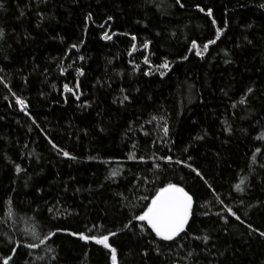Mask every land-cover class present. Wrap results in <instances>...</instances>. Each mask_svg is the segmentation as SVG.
<instances>
[{"label": "trees", "instance_id": "trees-1", "mask_svg": "<svg viewBox=\"0 0 264 264\" xmlns=\"http://www.w3.org/2000/svg\"><path fill=\"white\" fill-rule=\"evenodd\" d=\"M0 3V260L19 242L38 246L9 264H109L102 246L67 232L41 242L92 229L117 233L119 264H264V0ZM168 182L194 194L187 234L125 229Z\"/></svg>", "mask_w": 264, "mask_h": 264}, {"label": "snow or ice", "instance_id": "snow-or-ice-1", "mask_svg": "<svg viewBox=\"0 0 264 264\" xmlns=\"http://www.w3.org/2000/svg\"><path fill=\"white\" fill-rule=\"evenodd\" d=\"M177 3H179V0H177ZM183 5H181L182 7ZM261 8H264V4L260 5ZM4 5L3 3H0V10H3ZM201 12H204L205 10L203 8H200ZM209 17H212L213 10L211 8L207 9L206 13ZM23 15V13H21ZM91 13L88 14L87 19H91ZM109 20L112 19V17H108ZM212 23L215 25V20L213 19ZM227 28V22H224L223 27H218L216 29L215 33V39L209 40L206 43L203 44V52H207L209 45L215 44L216 40L220 39L221 35L223 34V31ZM5 37V30L3 27H0V40L4 39ZM105 40H111L112 36L108 35L107 33H104L101 37ZM132 41L136 40V37L133 35L131 37ZM149 42H145L144 47H148ZM72 47H76V45H73ZM199 45L196 43V41H192V49H198ZM133 51L136 50L135 43L132 45ZM197 56L203 57V53L199 50L195 52ZM80 59H83V57H80ZM183 59H187V56L183 57ZM144 63H148L147 58H145ZM162 69H170V65L167 61H165L163 64L158 66ZM81 75H83V71L80 72ZM149 73H145V75H148ZM165 73L161 72V76H163ZM65 90L68 92H73V89L69 88L67 85L64 86ZM76 88H79V84L77 83ZM123 91V90H121ZM253 90L251 88L248 89V92L251 93ZM13 95H15L13 93ZM73 95H76L75 92H73ZM76 99H79V96H76ZM128 100V96H124V101ZM245 101L242 100L240 103H244ZM16 103L21 106V111H24L27 113V104L26 101L22 98L17 97ZM123 103V101H121ZM35 122V121H33ZM169 129L167 126L163 128V132L165 135L168 134ZM230 131V129H228ZM197 139H202V137H197ZM259 139H264V136L259 137ZM51 143V141H49ZM53 148H57V146L53 143ZM58 154L71 159L75 160L76 157L72 156L68 151H65L63 149H57ZM256 153H260L261 149L257 148L255 150ZM89 159H92L91 157ZM130 159H136L135 157H130ZM141 160H143V157H140ZM160 159L166 160L168 163H177V164H184L185 167L191 168L193 172L196 173L197 176H200L201 179H203L202 174L195 168L192 167L191 164H186L183 161H173L171 156L167 157H161ZM191 157H189V160ZM253 160H255V156H253ZM158 167V165H157ZM16 171L19 172L20 168L17 166ZM119 173L116 170L112 171V176L115 177ZM205 183H207L205 181ZM244 183L243 180H241L240 183L235 185V189L238 192L244 191V189L241 187V185ZM209 188H211V185H208ZM214 191V190H213ZM194 194L190 193L189 190H186L185 187L181 186L177 183L168 182L164 186L159 187L156 189L155 194L151 196L150 201L144 206V208L141 210L139 214H134L128 221L127 224L124 225L125 229H130L133 226V221L140 222V229L141 231H145L150 229L151 233H154V238L165 241V242H175L178 237L183 238L181 234H187V226L189 224V220L193 215V205H194ZM145 200H149L148 197H144ZM220 203L223 205V201H220ZM225 212L229 213L231 216L235 217V219L240 220V217L232 210V208L225 206ZM11 214V212H10ZM219 215V213H218ZM225 219V222H227V218L223 217ZM96 226L93 225V228ZM249 227H251L249 225ZM253 231H258L257 229H253ZM61 232H67V234L77 237L80 241L84 242L85 244H95L102 246L103 249L107 250L108 252V259L109 264H119L118 261V250L115 246H113V243H110V240L112 237H115L117 235L116 232H108L107 234L102 235H94L90 234L92 232V229H87L83 232H69L65 229H56L54 231H51L47 235L44 236V239L41 241L42 243H46L48 240H50L52 237L56 236L58 233ZM35 236L36 234L33 233ZM260 237H264V231L259 232ZM204 242L206 243L208 241V237L204 236L202 237ZM38 245L35 243H28L26 245H21L19 242H15V247L11 250V254L9 256H6L3 258V260H0V264H9L10 260H12L13 256L16 253V250L20 247H27V248H36Z\"/></svg>", "mask_w": 264, "mask_h": 264}, {"label": "water", "instance_id": "water-1", "mask_svg": "<svg viewBox=\"0 0 264 264\" xmlns=\"http://www.w3.org/2000/svg\"><path fill=\"white\" fill-rule=\"evenodd\" d=\"M182 235V234H181Z\"/></svg>", "mask_w": 264, "mask_h": 264}]
</instances>
